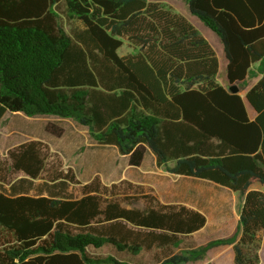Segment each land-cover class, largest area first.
<instances>
[{"label": "trees", "instance_id": "trees-1", "mask_svg": "<svg viewBox=\"0 0 264 264\" xmlns=\"http://www.w3.org/2000/svg\"><path fill=\"white\" fill-rule=\"evenodd\" d=\"M183 1L220 41L237 92L217 81L207 39L160 2L0 0V120L6 112L69 118L131 166L149 150L169 173L237 192L233 233L191 247L189 234L206 219L185 205L125 208L87 184L78 198L30 194L43 163L27 142L8 152L26 176L0 188V264H137L129 257L153 244L169 251L149 264H186L218 245L232 246L233 264L259 263L264 191L248 187L264 188V0ZM64 18L79 25L67 30ZM124 41L133 51L120 55ZM258 61L261 76L244 94L250 119L239 91ZM115 220L158 233L143 245L92 227Z\"/></svg>", "mask_w": 264, "mask_h": 264}, {"label": "rangeland", "instance_id": "rangeland-1", "mask_svg": "<svg viewBox=\"0 0 264 264\" xmlns=\"http://www.w3.org/2000/svg\"><path fill=\"white\" fill-rule=\"evenodd\" d=\"M151 1L160 2L172 11L182 14L202 36L213 43L219 60L218 79L228 88L225 58L222 47L216 45L214 32L188 11L183 0ZM61 22L67 30L79 25L78 22L68 21L66 18ZM132 51L126 41L117 50L120 55ZM4 119H8L9 122L3 120L1 123V127L5 128L0 134L3 138L0 143V188H7L11 180L18 182L19 176H26L9 167L10 161L6 153L17 147L13 142L15 140L24 143L35 142L43 167L30 185L28 191L30 194L53 192L60 196L78 198L85 190L96 189L102 202H116L125 208H157L160 204L185 205L190 208V205H194L202 208L199 212L207 218V224L192 237L187 238L189 243L184 244L188 243L190 246L209 239L226 237L232 232L234 214L238 212L231 209L234 200L227 193L222 195L220 192L221 189L231 192L226 187L203 179L169 173L164 167L156 165L149 150L140 166H131L127 157L120 154L115 147L97 144L85 126L69 118L55 115L25 117L24 114L6 112ZM5 125L10 128L7 129ZM85 184L88 186L87 189L84 187ZM23 187H29V183L24 182ZM92 227L97 231L103 229L106 232L117 233L128 241H139L143 245L151 243L158 233L121 220L93 223ZM260 247L258 264H264V235ZM163 251H169V247L161 249L153 244L151 249L145 248L140 257H129V260L137 264H149L161 258ZM112 255L122 259L121 252ZM222 264L233 263L224 260Z\"/></svg>", "mask_w": 264, "mask_h": 264}, {"label": "crops", "instance_id": "crops-1", "mask_svg": "<svg viewBox=\"0 0 264 264\" xmlns=\"http://www.w3.org/2000/svg\"><path fill=\"white\" fill-rule=\"evenodd\" d=\"M204 38H206L205 36H203ZM214 39H216V45H220L221 47H222V45H221V43H220V41L218 40V38L216 37V35H214ZM207 40H208V42H209V39L208 38H206ZM210 43V42H209ZM210 45L212 46V48L214 49V51H215V54L217 53V50H216V48L214 47V45H213V43L211 42L210 43ZM223 51V50H222ZM223 55H224V53H223ZM217 56V55H216ZM221 56V55H220ZM218 58V57H217ZM224 58H225V56H224ZM218 62H219V60H218ZM258 64H259V61L258 62H255V63H253L251 66H250V72L252 73V74H254L252 77H246L245 78V83H246V86L245 87H243L240 91H239V93H240V95H241V97L243 98V100H244V103H245V106H246V110H247V114H248V117L250 118V119H253L254 117H255V115H256V112L250 107V105L247 103V101L245 100V97H244V94H245V92H246V90L249 88V86H251L253 83H255L258 79H259V77L261 76V73L258 71ZM225 66H226V59H225ZM218 72H219V69H218ZM217 81L221 84V85H223V86H225L221 81H219V79H218V75H217ZM227 82V81H226ZM228 84V83H227ZM241 91H243V93L241 94ZM12 114H15V115H22V113H20V112H12ZM4 115H5V113H4ZM4 115L2 116V118H1V120H0V134L3 132V128H5L4 126L3 127H1V123L3 122V120H5L6 122L8 121L9 122V120L7 119H4ZM37 116H39V115H37ZM22 117V116H21ZM25 117H27V116H25ZM6 127H7V129H9L10 127H8V125H5ZM87 129V128H86ZM10 130H12V128L10 129ZM3 141V138H2V136H0V143ZM21 143H24V142H19V141H17V140H15L14 142H13V144L14 145H19V144H21ZM11 145H12V142H11ZM12 150V149H11ZM7 154V156H8V152L6 153ZM127 157V156H126ZM9 158V157H8ZM9 161H10V158H9ZM10 164H11V161L9 162V167H10V169L11 170H13L12 169V167L10 166ZM17 172H21V171H17ZM23 173V172H22ZM20 178L21 177H25V176H19ZM12 180L8 183V186H7V188H5V189H8L9 187H10V185H12ZM217 185V184H216ZM220 186V185H219ZM223 187V186H222ZM220 188V187H219ZM228 189V188H227ZM248 189H252V190H261V191H264V188L258 183V182H254V183H252V184H250L249 185V187H248ZM229 191H231L230 189H229ZM221 193H222V195L223 194H228L229 196H230V198L232 199V200H234V202H233V207L231 208L232 210H237V212L239 211V207H240V204H241V197L239 196V194L237 193V192H234V191H231V192H228V190L226 191V190H223V189H221V191H220ZM190 208H192V209H194V210H197V211H202V208H199V207H197V206H194V205H190ZM205 219H206V221H205V224L202 226V227H204L206 224H207V218L205 217ZM237 219H238V213H235L234 214V220H233V223H234V227H232V229H231V233H230V235L233 233V231H234V229H235V226H236V223H237ZM230 223V222H229ZM201 227V228H202ZM200 228V229H201ZM200 229H198V230H200ZM198 230H196V231H194L193 233H191V234H189V236L188 237H192L193 235H194V233L195 232H197ZM264 235V231H261L260 232V237H261V240H262V236ZM229 236V235H228ZM205 242V241H204ZM204 242H202V243H204ZM202 243H199V244H193V245H191V247H196V246H198V245H200V244H202ZM191 244V243H190ZM261 246V245H260ZM261 248V247H260ZM259 255H261V249H259ZM259 259H260V256H259ZM224 260H227V261H229L230 263H233V249H232V246L231 245H218V246H214V247H212V248H210L207 252H206V254H205V256L203 257V258H201V259H198V260H194V261H189V262H187L186 264H222V262L224 261Z\"/></svg>", "mask_w": 264, "mask_h": 264}, {"label": "water", "instance_id": "water-1", "mask_svg": "<svg viewBox=\"0 0 264 264\" xmlns=\"http://www.w3.org/2000/svg\"><path fill=\"white\" fill-rule=\"evenodd\" d=\"M228 90H229L230 92H233V93H235V92H237V91H238V86H237V85H235V84H233V85H230V86L228 87Z\"/></svg>", "mask_w": 264, "mask_h": 264}]
</instances>
